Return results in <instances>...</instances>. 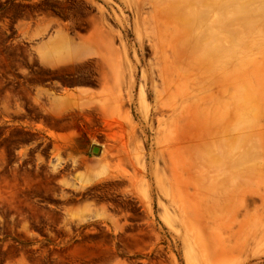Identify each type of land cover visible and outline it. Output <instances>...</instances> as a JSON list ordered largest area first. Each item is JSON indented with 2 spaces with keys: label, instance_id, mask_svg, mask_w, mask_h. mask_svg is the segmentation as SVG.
Segmentation results:
<instances>
[{
  "label": "rangeland",
  "instance_id": "rangeland-1",
  "mask_svg": "<svg viewBox=\"0 0 264 264\" xmlns=\"http://www.w3.org/2000/svg\"><path fill=\"white\" fill-rule=\"evenodd\" d=\"M0 78V264H264V0H0Z\"/></svg>",
  "mask_w": 264,
  "mask_h": 264
},
{
  "label": "flooded vegetation",
  "instance_id": "flooded-vegetation-1",
  "mask_svg": "<svg viewBox=\"0 0 264 264\" xmlns=\"http://www.w3.org/2000/svg\"><path fill=\"white\" fill-rule=\"evenodd\" d=\"M63 85V81L61 80H50L40 84H37L29 78H0V113H49L48 112V96L47 95H37L36 90L37 87L40 86L42 90H51L57 89L58 87ZM58 95V94H57ZM24 132L36 133L34 130H23ZM48 155L51 151L46 152ZM117 193L113 194V197L117 200H120ZM133 211H135L136 207ZM57 213H62L60 207L54 208ZM142 211L136 212L140 214ZM2 216H0V220H2ZM15 218L14 215H9L8 220ZM135 218V217H134ZM139 218V217H137ZM46 219V218H45ZM130 225H134V223H130ZM145 222L140 221L136 224V226H140V233H138V241L141 244L145 243V239L149 237V230H145L144 227ZM44 228H48L47 225H42ZM56 232L63 233V231H59L58 227L53 228ZM97 232L91 230H84L82 232V236H94ZM131 236L132 234H127V236ZM75 243L73 241L70 244ZM128 243V242H126ZM69 244V245H70Z\"/></svg>",
  "mask_w": 264,
  "mask_h": 264
},
{
  "label": "crops",
  "instance_id": "crops-1",
  "mask_svg": "<svg viewBox=\"0 0 264 264\" xmlns=\"http://www.w3.org/2000/svg\"><path fill=\"white\" fill-rule=\"evenodd\" d=\"M64 43H68L71 47L75 43L77 48H80L84 45L85 48L87 47V37L81 36L80 38H78L76 35L74 36L66 29L61 28L56 33H53L47 40L42 42L40 44V49L42 51L48 49L50 54H56ZM84 55L85 57L87 56V49H84Z\"/></svg>",
  "mask_w": 264,
  "mask_h": 264
},
{
  "label": "bare ground",
  "instance_id": "bare-ground-1",
  "mask_svg": "<svg viewBox=\"0 0 264 264\" xmlns=\"http://www.w3.org/2000/svg\"><path fill=\"white\" fill-rule=\"evenodd\" d=\"M233 72H234V71H233ZM235 74H236V72H235ZM243 77H244V76H243ZM230 78H231V77H230ZM235 79H236V77H235ZM239 80H240V79H239ZM242 81H243V80H242ZM242 81H241V82H242ZM232 82H234V81H232ZM241 82H240V83H241ZM233 85H234V84H233ZM242 95H243V94H242ZM245 96H246V95H245ZM245 96H244V97H245ZM247 96H249V95H247ZM237 98H238V97H237ZM245 99H246V98H245ZM248 99H250V98L248 97ZM236 102H237V100H236ZM239 103H240V102H239ZM236 104H237V103H236ZM241 104H242V103H241ZM187 105H188V103H187ZM237 105H238V104H237ZM190 108H191V107H190ZM190 108H189V109H190ZM182 109H183V108H182ZM173 110H174V109H173ZM229 112H230V111H229ZM183 114H184V113H183ZM208 114H209V113H208ZM208 114H207V115H208ZM212 115H213V114H212ZM212 115H211V116H212ZM219 115H221V114H219ZM231 115H232V114H231ZM221 117H223V116H221ZM221 119H222V118H221ZM212 120H213V119H212ZM217 120H218V119H217ZM256 130H257V129H256ZM258 130H259V129H258ZM192 133H193V132H192ZM259 135H260V134H259ZM191 136H192V135H191ZM199 136H200V135H199ZM259 137H260V136H259ZM185 139H186V138H185ZM185 139H184V140H185ZM177 142H178V141H177ZM94 148H95V147H94ZM181 148H182V147H181ZM96 149H97V148H96ZM185 149H186V148H185ZM168 152H169V151H168ZM174 152H175V151H174ZM169 153H170V152H169ZM176 153H177V152H176ZM180 153H181V152H180ZM170 154H171V153H170ZM173 159H174V158H173ZM175 165H176V164H175ZM184 165H185V164H184ZM186 165H187V164H186ZM225 166H226V165H225ZM228 166H230V165H228ZM232 167H233V166H232ZM173 168H174V167H173ZM228 168H230V167H228ZM234 168H235V167H234ZM174 169H175V168H174ZM174 169H173V170H174ZM173 170H172V171H173ZM180 170H181V169H180ZM226 171H228V169H227ZM185 172H186V171H185ZM172 175H173V174H172ZM225 177H226V174H225ZM174 178H176V177L174 176ZM227 178H228V177H227ZM226 180H227V179H226ZM236 186H237V185H236ZM232 188H233V187H232ZM234 190H235V189H234Z\"/></svg>",
  "mask_w": 264,
  "mask_h": 264
},
{
  "label": "water",
  "instance_id": "water-1",
  "mask_svg": "<svg viewBox=\"0 0 264 264\" xmlns=\"http://www.w3.org/2000/svg\"><path fill=\"white\" fill-rule=\"evenodd\" d=\"M99 153V149L93 148L92 149V154H98Z\"/></svg>",
  "mask_w": 264,
  "mask_h": 264
}]
</instances>
